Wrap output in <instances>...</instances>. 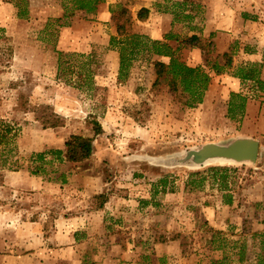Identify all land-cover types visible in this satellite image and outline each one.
Here are the masks:
<instances>
[{
  "label": "rangeland",
  "instance_id": "obj_1",
  "mask_svg": "<svg viewBox=\"0 0 264 264\" xmlns=\"http://www.w3.org/2000/svg\"><path fill=\"white\" fill-rule=\"evenodd\" d=\"M15 1L0 0V264H205L222 257L210 243L215 230L230 241H246L243 264H258L255 253L264 255L257 234L264 232V93L241 82L239 89L259 103L245 121L244 110L229 112V104L239 100L222 76L224 71L233 76L238 65L254 64L260 73L264 45H245L259 49L262 62L236 57L240 41H248L241 37L245 28L227 55H217L214 32L200 34L204 0H154L155 18L148 13L143 20L136 17L140 0H105L103 19L81 11L62 17L63 0H25L19 8L26 15L19 18ZM243 1L247 6L239 10L252 11L264 25V14L257 12L262 8ZM174 2H186L195 17H175L169 12ZM118 4L131 15V31L179 45L181 61L208 70L211 93L204 97L206 90L201 102L189 107L171 90L169 78L154 84V64L168 63L166 56L141 54L127 79L118 81V52L108 49L116 33L111 10H119ZM258 32L254 29L253 37L263 35ZM191 35L197 42L187 40ZM56 51L88 55L90 78L68 72L67 82L57 76ZM233 56L236 64L223 69ZM95 123L101 127L97 134ZM72 134L93 138L91 155L76 163L48 156L53 163L46 165L47 173L33 175L43 187L22 188L21 173L32 176L31 153L64 151ZM239 137L261 145L254 163H197L188 155L204 144L227 145ZM10 171L18 174L6 185ZM207 175L217 185L204 189ZM221 183L227 187L221 189ZM210 201L215 221L205 212ZM36 216L40 227L32 234L23 225ZM64 225L75 242L61 234ZM237 250L232 244L224 250V264H237Z\"/></svg>",
  "mask_w": 264,
  "mask_h": 264
},
{
  "label": "trees",
  "instance_id": "obj_2",
  "mask_svg": "<svg viewBox=\"0 0 264 264\" xmlns=\"http://www.w3.org/2000/svg\"><path fill=\"white\" fill-rule=\"evenodd\" d=\"M25 0H16L15 6L20 7L21 2ZM105 0H63V16L66 17L68 14H73L76 11H81L86 17L95 16L97 7L100 3ZM119 10L112 9L113 18L116 19V33L110 35L108 41V49L116 50L118 52V71L117 79L118 81H124L127 79L130 73V69L133 66L134 61L141 55H158L169 57L168 63L163 61L155 62V74L156 78L154 84H158L164 78H169V84L173 92L181 95L184 100V103L193 107L196 103H200L203 97L204 92L207 90L210 81L209 71L205 70L202 66H190L184 63L179 59L177 54L179 50V45L176 47L170 46L164 40L152 39L149 36L137 32L131 31L132 18L127 9L118 4ZM186 2H174L172 3L173 10H169L175 17L179 16L178 19H184L191 21L195 14L192 13V10H186ZM176 8L179 11H176ZM119 13V14H117ZM149 9L147 7H140L137 11V20H143L147 17ZM26 15V11L20 10L17 11V16L23 18ZM174 17V19H175ZM91 18V19H92ZM60 18H56L55 21H58ZM122 19V21H120ZM64 23H59V26L64 25ZM190 43L197 42L198 36L191 35L187 39ZM194 43L193 45H195ZM57 52V76H63L67 82H70V78H66V73L70 72L76 75H80V79L88 80L90 78L91 69L87 67L88 55L79 54V53H68L63 54L60 51ZM227 55V53H223ZM84 59H83V58ZM82 58V59H80ZM225 68H231L232 62L231 59L225 63ZM74 66L77 67V70H74ZM85 68V69H84ZM213 68L219 69L218 65L213 66ZM218 72V70L216 71ZM258 68L253 64L249 67H244L238 65L235 72L233 73L234 77H238L241 81H249L253 83L257 91L264 93V80L259 78ZM230 95L237 96L239 102H231L229 104V112L240 114L244 108L245 97L241 96L240 93L230 92ZM96 124L95 134L100 132L101 127L98 123ZM50 126H55V123ZM93 138L88 136H83L80 134H72L65 141L64 146L65 150L61 149H50L40 152H32L30 155V163L27 166V169L32 175H41L47 173L46 165H51L53 162L51 159H48V156L56 159L59 163L67 160L69 162H80L88 158L93 151ZM10 170H17V167H9ZM215 173H217L218 168H215ZM66 177L61 175V181L65 182ZM222 184V185H221ZM219 187L221 189L226 188L227 185L221 183ZM102 196V195H99ZM261 238L259 243H264V232L257 233ZM216 240L219 242L218 245H214ZM210 243L212 247L216 250L222 252V257L220 259H211L208 263L205 264H224L228 257L224 254V250L232 244V246L237 247V264H243L245 261H248L247 258H244L245 250L247 248L246 241L239 240H229L225 237L224 233L215 230L212 232ZM257 258V263L260 264L264 262V255L259 252L255 253ZM250 264V263H249Z\"/></svg>",
  "mask_w": 264,
  "mask_h": 264
},
{
  "label": "crops",
  "instance_id": "obj_3",
  "mask_svg": "<svg viewBox=\"0 0 264 264\" xmlns=\"http://www.w3.org/2000/svg\"><path fill=\"white\" fill-rule=\"evenodd\" d=\"M153 1L154 0H140L139 1V8L147 7L149 9V16H148L149 19H152L154 17L153 15L156 13V11L151 6ZM252 3H254V6L262 8L261 10H257L258 16L259 15L261 16L262 14H264V0H255V1L253 0ZM203 5H205V12H204L203 29L200 34L204 37H208L211 32H214L213 34L214 36L211 37V40L213 42L212 46L217 55L223 54L229 51V45L233 40L237 38L238 32L240 33L242 29L246 28L248 32H244V36H241V37L248 41L246 43L244 42L242 43V41H240L238 50L234 51L233 53H236L235 54L236 57H240L242 59L244 58L245 60H249V61L253 60V62L263 61L262 55L259 53V49L256 48L257 50L249 51L245 47V45L250 44L251 46V44L253 45V43L254 44L257 43L258 45L257 47L264 45V25L260 22L261 17H257L255 14L252 13V11L247 10V9L239 10V9H242V7L244 6H247L246 1H243V0H204ZM104 8H105L104 5L103 6L101 4L98 5L97 11L95 14L97 16V19L107 18L106 16H107L108 10H105ZM165 18H168V17H165ZM170 22H171V18H170ZM256 24H258V26ZM254 29L260 30V32H258L257 34L259 35L263 34V35L258 36V38L253 37L252 32H254ZM156 34H158L156 33V31L154 32L152 31L151 33L152 36H155ZM248 48L250 47L248 46ZM235 56H233V61H231L233 65L236 64L234 61ZM222 77H223L222 79L228 82L229 84V86H227V89L229 92L240 93L241 96H246L245 102H244V108H243L244 110L243 118L246 121L249 117H252L254 109L256 108V104H259V103H256L255 100L247 96L245 91H243L242 89H239V85L241 84V82L242 84H245V82H249V81H241L239 78L231 76L227 71H224V74ZM259 78L264 80V64H263V68L261 69V72L259 73ZM212 85L213 83L210 82L209 87L207 91L205 92L204 97L206 96L207 93L208 94L211 93V90L209 89H210V86ZM260 146H259V150H260ZM260 153L264 154V151H261ZM10 173L11 174L7 173L4 177V182L6 185L10 184L9 181L12 178L11 176H13L12 174H18L13 171H10ZM210 176L212 177V175ZM210 176L207 175L206 177H204L205 181H204V184H202V187L204 189L213 187V185H217L216 179L214 178L215 179V182H214V180L210 179ZM21 178L23 179L22 181L23 185H20V186H22V188L24 189L37 190L43 187L42 185L43 181L41 180L38 181V179L33 175L30 176L28 174L24 175L23 173H21ZM210 203H211V206H207L205 208V212H206L208 219H212V221L213 220L215 221V219H213L215 218V215H216L215 209L213 207L215 202L213 204V201L212 202L210 201ZM218 203L222 204V201H219ZM205 204L208 205L209 203H205ZM32 212L33 211H31V216L34 215V213ZM20 215L22 216V214ZM38 219L39 217L37 216H36V219L31 218V220L27 222L28 225L25 224L23 225V227L26 229L31 228L33 230L32 234H34V232H37L40 227V222L38 221ZM235 222H236V218H235ZM65 225L63 226L64 228H61V230H63L61 234L67 232V236L71 237L72 241L75 242V235L73 234V231H68L70 226L67 227ZM242 225H243V220L240 223L241 227Z\"/></svg>",
  "mask_w": 264,
  "mask_h": 264
},
{
  "label": "water",
  "instance_id": "obj_4",
  "mask_svg": "<svg viewBox=\"0 0 264 264\" xmlns=\"http://www.w3.org/2000/svg\"><path fill=\"white\" fill-rule=\"evenodd\" d=\"M196 153L201 159L219 156L240 160L241 163H246L247 160L254 163L259 154V142L255 138L239 137L223 146L214 143L204 144Z\"/></svg>",
  "mask_w": 264,
  "mask_h": 264
},
{
  "label": "bare ground",
  "instance_id": "obj_5",
  "mask_svg": "<svg viewBox=\"0 0 264 264\" xmlns=\"http://www.w3.org/2000/svg\"><path fill=\"white\" fill-rule=\"evenodd\" d=\"M218 145V144H217ZM223 146V145H221ZM197 152V151H196ZM196 152H192L191 154L189 153L188 155L189 156H192L194 158V162H197V163H202V162H205V161H209V160H213L215 162H228V163H241L240 160H236V159H233V158H229V157H219V156H209L207 158H203L201 159ZM252 160H247L246 163H251Z\"/></svg>",
  "mask_w": 264,
  "mask_h": 264
}]
</instances>
